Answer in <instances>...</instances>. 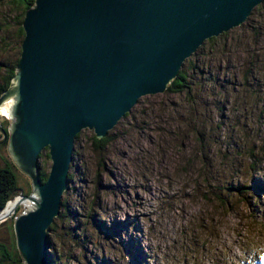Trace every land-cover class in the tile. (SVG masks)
I'll list each match as a JSON object with an SVG mask.
<instances>
[{
    "label": "rangeland",
    "instance_id": "rangeland-1",
    "mask_svg": "<svg viewBox=\"0 0 264 264\" xmlns=\"http://www.w3.org/2000/svg\"><path fill=\"white\" fill-rule=\"evenodd\" d=\"M23 2L24 0H0V83L6 67L15 59L14 42L16 29L19 27L17 16L24 11L20 6ZM245 25L247 27L242 26L228 32L232 52L223 54V45L219 44L213 51L215 55L211 56L208 48L207 52L195 55L191 58L192 61L187 62V65L193 66L188 75L197 78L194 92L198 91L197 96L201 98L200 107L211 110L216 115H224L227 118L225 123L229 125L235 118L233 111L230 110L232 115L229 111L223 114L217 103H211L204 96L210 94L211 88L221 92L223 78H230L223 75L225 72L241 78L240 70L234 67V63L240 64L242 70V61H236V57H242L243 51L247 55L244 44L249 47L247 66L254 62L255 68L252 71L258 66L263 68L262 73L256 70V76L248 77L253 81L254 76L259 77L261 102L249 104L252 108L249 110L250 116L246 117L247 124L242 126L240 133L239 130L233 133L236 136L231 135L234 137L232 141H226L229 150H232L233 144L241 147L240 154H244L246 148L249 153L251 149L260 150L263 164L258 167L261 172L255 179L264 192V62L262 63L259 48H252L253 44L264 46V35L260 40L254 39L256 35L260 37L262 30L264 32V11L262 14H255ZM12 35L15 38L11 39ZM207 41L201 47H206ZM199 49L195 54L201 51ZM227 58H231L234 63L226 60ZM196 69L205 71L204 80L198 78ZM212 73L214 81H208ZM219 95L216 97L219 100L224 96L227 98V94ZM187 100L188 96L185 94L167 93L140 99L135 112L133 110L135 118L120 121L109 132L108 137L112 141L105 147V155L94 147V132L84 130L80 133L68 173L70 188L64 193L62 200L67 202V208H61L63 214L55 219L49 231L51 245L48 247V254L54 255V264H107L105 259L110 264H264V193L254 210L242 207L238 214L229 216L216 212L219 204L211 205L210 199L204 197L209 194L202 181L203 169L200 170L192 161L191 150L186 148L188 143L182 142L183 135L179 134L177 122H170L166 115L169 112L164 111L166 108L171 111L170 108L175 107H182L187 111ZM252 115L254 121L251 119ZM5 116L0 113L3 127L8 129L9 120ZM191 118L188 114L187 119ZM188 122L194 126L192 122ZM171 131H175V139L168 136ZM257 137L261 138V142L257 141L256 144ZM216 138L219 137H214ZM218 140L222 143L225 141L221 138ZM197 146L198 142L194 147ZM7 148L0 149V169L6 166V161L15 165ZM218 148L224 149L225 145ZM44 151L49 153L48 148ZM48 155H43L39 162L42 170L49 176L53 161ZM238 160L249 167L250 163L243 158H238L235 162ZM216 168L220 173L224 171L222 160H219ZM16 173L19 193L21 192L18 195L31 194L28 177L19 169ZM254 173L250 169L244 170L235 180L252 187L251 184L255 183L251 179ZM68 207L77 212V220L76 215L75 218L70 217ZM7 215L9 214L6 213L5 216ZM111 216L114 217L113 220ZM10 217L13 219L0 223V241L9 240L8 229L11 225L14 227V217ZM151 222L154 224L153 229L149 227ZM154 229L156 233L153 232ZM0 259L2 260L1 257Z\"/></svg>",
    "mask_w": 264,
    "mask_h": 264
},
{
    "label": "water",
    "instance_id": "water-1",
    "mask_svg": "<svg viewBox=\"0 0 264 264\" xmlns=\"http://www.w3.org/2000/svg\"><path fill=\"white\" fill-rule=\"evenodd\" d=\"M263 2L35 0L15 76L0 96L10 124V131L0 127V145L7 143L32 186L34 205L13 227L23 264H50L49 231L61 214L78 134L89 128L108 137L139 97L166 93L205 41L241 27ZM44 148L53 161L45 183ZM17 198L21 207L26 200Z\"/></svg>",
    "mask_w": 264,
    "mask_h": 264
},
{
    "label": "trees",
    "instance_id": "trees-1",
    "mask_svg": "<svg viewBox=\"0 0 264 264\" xmlns=\"http://www.w3.org/2000/svg\"><path fill=\"white\" fill-rule=\"evenodd\" d=\"M5 1V0H4ZM35 3V0H24L23 3H20L21 9L24 8V11L20 13L19 16H17L19 27L16 29V38L14 35L10 36L15 38L14 42V50H15V59L13 62L9 63L6 67V73L3 78H1L0 83V96L1 94L6 91L10 83L15 76V68L17 64L19 63L21 51H22V42L25 37V30L22 25L25 18L24 14L25 12ZM264 11V2L263 5H260V7H257L251 16L246 21H250L255 14H262ZM263 16V15H261ZM254 19L251 21L253 22ZM242 26L247 27L245 24ZM241 26V27H242ZM9 29L11 28L10 24L8 25ZM264 32L260 33V37L263 38ZM229 33L223 34L220 37H213L209 39L206 44L207 46L203 48V46L199 49L200 52H198L195 55L203 54L204 52H207V49L209 48L211 56H214L215 54L213 51L216 49V47L220 44L223 45L222 53L225 54V52H232L231 45L229 44ZM264 45V43H263ZM247 52V55H245L244 51L242 54V57L237 58L236 61L241 62L242 61V70L240 64H235L231 58H227L229 62L234 63V67H238L240 70V76L239 79L236 74H229L228 72H225L223 75L226 77H230L228 79H221L222 81V89L221 92L214 91V89H210V94L205 95L204 97L207 98L208 101L211 100V103H217L218 108L223 114H227L229 111V114H231L230 110L233 112V117H235L231 122H229V125L225 123V120L227 119L224 115H216L215 112L211 110H207L200 107L201 104V98L197 96V92H194V86H196V77L195 76H189L188 72L193 68L191 64L187 65V62L192 61L191 57L188 59L180 74L178 77L174 80V82L169 86L168 90L166 91L167 95L174 94V95H182L185 94L188 96V100L185 101V104L189 105V110L184 111L182 107H175L170 108L171 111H169L167 108L164 109V111L169 112L166 115L168 116L169 120H175L179 127V134L182 136V141L189 144V146H193V149H191V158H193V161L195 162V165H198L200 167V170L203 168L201 175L204 179L203 185L204 188L207 190L208 195H204V197L209 200V203L212 205L214 203H218L219 207L216 211L219 214H224L227 216L231 214H238L240 212V209L242 207L251 210H254L256 207H258V203L260 200H262V193L263 189L261 185H258V181L255 179L258 174H260L261 170L258 169L263 164V160L260 159L263 158L260 150H252L251 153H249L248 149L246 148V151L244 154H240L242 152L241 147L236 146V144L232 145V150L228 149V142L227 140L232 141L234 137L231 135H234L233 133L236 132V130L242 129V126L247 124L246 117L250 116L249 110L252 108L249 107L250 103H260V90L261 87L258 86L259 77H255L256 70H259V73H262L263 68L258 66L255 71H252V68L254 69L255 63L253 62L251 65L249 63V66H247L248 62V55H249V47H247L244 44ZM258 47L259 50L262 53V63L264 62V46L259 47L258 44H253V47ZM213 53V54H212ZM238 56H240L239 52H236ZM231 65V64H230ZM249 67V69H248ZM242 71V72H241ZM198 78L200 80H204L205 77V71H198L196 69ZM254 76V81L251 78ZM213 73L208 79V81H214L213 79ZM232 78L234 81H232ZM253 81V82H252ZM258 88V89H257ZM258 92V93H257ZM219 94H227V98L224 96L222 101L217 99V96H220ZM231 94V95H230ZM230 95L231 97H228ZM199 97V98H198ZM197 98V99H196ZM241 99V100H240ZM260 101V102H259ZM140 101L138 102V104ZM145 104V103H144ZM209 107V104L206 105V108ZM135 109V108H134ZM133 109V110H134ZM133 110L131 113L126 114V116L122 120H127L128 118H135V113H133ZM135 112V110H134ZM185 114H187L185 116ZM188 114L192 117L191 119H187ZM232 115V114H231ZM143 117V116H142ZM141 117V118H142ZM175 118V119H174ZM251 119L253 120V115L251 116ZM121 120V121H122ZM192 122L194 126L188 122ZM216 121H219L221 123H216ZM229 121V118H228ZM234 121V124L232 125V122ZM254 121V120H253ZM196 124V126H195ZM3 126V124H2ZM156 128V127H154ZM7 129V128H6ZM232 131V132H231ZM229 134V135H228ZM79 135L77 136V140L79 138ZM222 135V136H221ZM224 135V142H218V139H222ZM168 136L175 137V131H171L168 133ZM215 137H219L218 139H214ZM235 136V135H234ZM258 138V137H257ZM112 138L106 137L105 139H98L95 134L93 135V144L97 151H99L100 154L105 155V147L108 146L109 143H111ZM175 139V138H174ZM76 140V142H77ZM111 140V141H110ZM244 141V139H241ZM261 138L256 139L257 141H260ZM239 141V142H243ZM75 142V143H76ZM199 143V146L194 147L195 143ZM239 142L237 145H239ZM208 143V144H207ZM207 144V145H206ZM211 145V146H210ZM225 148H217V147H224ZM7 143H4L0 145V149L6 148ZM214 146H217L216 148ZM231 146V144H230ZM206 147V148H205ZM187 149H190L189 147H186ZM209 149V150H208ZM217 149V150H216ZM214 150H216L214 152ZM186 151V149H185ZM46 151L42 152L40 159L43 158V155L49 154ZM209 154H208V153ZM214 152V153H213ZM211 153V154H210ZM208 154V155H207ZM224 154V155H223ZM264 155V153H263ZM49 158V155H48ZM212 158V160H211ZM216 158V159H215ZM238 158H243L245 161H247L249 164V167L244 166L242 162L238 160V162H235ZM218 159V160H217ZM216 160V161H215ZM219 160H222V165L224 167V171L220 173L215 167L218 165ZM212 162V163H211ZM105 163V162H104ZM104 163H102L104 168ZM213 164V165H211ZM215 164V165H214ZM206 165V166H205ZM210 166V167H209ZM15 165L11 161H6V166L2 169H0V213L5 209L8 202L18 197L19 193V185H18V176L15 169ZM255 171L254 175L251 177V179L255 182L254 184L250 183V185H244L240 184L235 178L240 176L244 170ZM40 175L41 180L43 183L48 181V175L45 174L44 170H42V166H40ZM208 175V176H207ZM209 177V178H208ZM257 183V184H256ZM31 191V187H30ZM30 194V193H29ZM62 208H67V202L62 201ZM69 208V215L75 218L76 213ZM63 213H61L62 215ZM83 217V215H81ZM78 217V214L76 215V218ZM212 220H209L211 222ZM13 223V221H12ZM9 232V240L2 239L0 241V263H11V264H23L21 256L17 250L16 247V241H15V235L13 226L11 225L8 229ZM51 245V242H50ZM193 245V244H192ZM50 264H54V255H49Z\"/></svg>",
    "mask_w": 264,
    "mask_h": 264
},
{
    "label": "bare ground",
    "instance_id": "bare-ground-1",
    "mask_svg": "<svg viewBox=\"0 0 264 264\" xmlns=\"http://www.w3.org/2000/svg\"><path fill=\"white\" fill-rule=\"evenodd\" d=\"M35 4V3H34ZM33 4V5H34ZM33 5L30 7V9L33 7ZM29 9V10H30ZM28 10V11H29ZM27 11V12H28ZM26 12V13H27ZM259 18V17H258ZM248 20V19H247ZM24 22H25V18H24V21H23V24H24ZM25 30V29H24ZM215 38V37H214ZM259 38H261V37H257V35H256V37H254V39H257V40H260ZM24 39H25V37H24ZM24 41V40H23ZM23 43V42H22ZM22 46V45H21ZM199 49V48H198ZM194 54V53H193ZM192 54V55H193ZM255 58V57H254ZM187 61V60H186ZM185 61V62H186ZM259 62V61H258ZM19 64V63H18ZM18 64H17V66H18ZM185 64V63H184ZM17 66H16V68H15V71H16V69H17ZM184 66V65H183ZM264 67V66H263ZM254 72V71H253ZM169 87V86H168ZM9 89V88H8ZM8 89L6 90V91H4L2 94H1V97L2 96H4V93L5 92H7L8 91ZM258 89V88H257ZM259 91V90H258ZM258 93V92H257ZM143 97H139L138 98V100H137V102H139V100L140 99H142ZM263 99V98H262ZM261 99V100H262ZM264 100V99H263ZM3 105L2 106H0V110H1V115H3V116H5V113H6V98H4L3 99ZM222 101V100H221ZM132 111V110H131ZM143 111V110H142ZM7 114V113H6ZM5 117H7V116H5ZM167 117V116H166ZM148 118V117H147ZM7 119H8V117H7ZM166 119V118H165ZM169 119V118H168ZM145 120V119H144ZM171 122V121H170ZM168 123V122H167ZM166 123V124H167ZM164 124V123H163ZM173 125V124H172ZM167 126V125H166ZM0 127H2V121H1V119H0ZM122 128V127H121ZM166 129V128H165ZM7 131L9 130L10 131V124H9V128L8 129H6ZM87 130H90L89 128H87ZM113 130V129H112ZM112 130H110V131H112ZM168 130V129H167ZM174 130V129H173ZM90 131H92V130H90ZM109 131V132H110ZM93 132V131H92ZM232 132V131H231ZM81 133V132H80ZM165 133V132H164ZM168 133V132H167ZM119 134V133H118ZM166 136V135H165ZM222 136V135H221ZM236 136V135H235ZM114 137V136H113ZM180 137V136H179ZM215 137V136H214ZM175 138V137H174ZM180 139V138H179ZM217 139V138H216ZM222 139H224V135H223V138ZM219 141V140H218ZM179 142V141H178ZM183 142V141H182ZM181 143V142H180ZM186 143V142H185ZM225 143V142H224ZM208 144V143H207ZM206 144V145H207ZM182 145V144H181ZM187 145V147H189L190 148V150L191 149H193V146H189V144H186ZM211 146V145H210ZM182 147V146H181ZM264 147V146H263ZM84 148V147H83ZM107 148V147H106ZM198 148V147H197ZM206 148V147H205ZM218 148V147H217ZM45 149V148H44ZM43 149V150H44ZM43 150H42V152H43ZM209 150V149H208ZM216 150H214V152H215ZM113 152V151H112ZM187 152V151H186ZM208 153V152H207ZM42 154V153H41ZM209 154V153H208ZM207 154V155H208ZM211 154V153H210ZM181 155V154H180ZM224 155V154H223ZM39 159H40V157H39ZM216 159V158H215ZM190 160H192V159H190ZM211 160H212V158H211ZM218 160V159H217ZM193 161V160H192ZM216 161V160H215ZM190 163V162H189ZM188 163V164H189ZM212 163V162H211ZM211 165H213V164H211ZM215 165V164H214ZM39 166H40V164H39ZM206 166V165H205ZM190 167V166H189ZM210 167V166H209ZM187 168V167H186ZM216 168V167H215ZM203 169V168H202ZM217 170H218V168H216ZM187 170V169H186ZM25 174V173H24ZM26 175V174H25ZM208 176V175H207ZM26 177H27V175H26ZM188 177V176H187ZM29 179V178H28ZM103 179V178H102ZM29 181H30V179H29ZM30 187H31V192H32V186H31V182H30ZM69 185H68V189H67V191L69 190ZM32 194V193H31ZM31 194H27V195H24V194H21L20 196H21V198L23 199V200H26V201H24L23 203H22V207H19L18 206V202L17 201H19L18 199L19 198H15V199H13V200H11L9 203H8V206L6 207V209H4V211H2V213L0 214V217H5V214L7 213V214H11L13 217H14V223H15V218L17 217V216H19L20 214H24L23 212L26 210V211H28L34 204L32 203V201L30 200V195ZM116 194V193H115ZM81 195V194H80ZM79 195V196H80ZM179 195V194H178ZM262 195V194H261ZM23 196H27V197H23ZM162 197V196H161ZM177 197V196H176ZM76 198V197H75ZM86 198V197H85ZM89 201V200H88ZM171 201V200H170ZM85 202V201H84ZM84 202H82V203H84ZM161 203V202H160ZM164 203V202H163ZM168 203V202H167ZM85 204V203H84ZM20 205V204H19ZM157 205V204H156ZM16 206H18L19 208L17 209V211L14 213V214H12V210H13V208L14 207H16ZM167 206V205H166ZM171 208V207H170ZM23 209V210H22ZM104 210V209H103ZM106 210V209H105ZM110 211V210H109ZM17 212H20L17 216H16V214H17ZM10 215V216H11ZM113 215V214H112ZM155 216V215H154ZM201 217V216H200ZM203 217H205V216H203ZM12 218V217H11ZM160 218V217H159ZM13 219V218H12ZM111 219L113 220L114 219V217L113 216H111ZM76 220H77V218H76ZM11 221V220H10ZM78 222V221H77ZM14 223H13V225H14ZM158 224V223H157ZM153 223L151 222V225L149 226L151 229H153L154 227H153ZM159 225V224H158ZM84 226V225H83ZM138 230V229H137ZM155 230V229H154ZM153 231V230H152ZM151 232V231H150ZM154 233H156V230L155 231H153ZM148 233V232H147ZM152 235V234H151ZM158 237V236H157ZM151 238V237H150ZM140 242V241H139ZM162 244V243H161ZM160 244V245H161ZM164 244V243H163ZM90 245V244H89ZM161 246H163V245H161ZM170 247H173V246H170ZM176 248V247H175ZM187 248V247H186ZM173 249V248H172ZM197 249V248H196ZM169 250V249H168ZM187 250V249H186ZM141 251H142V249H141ZM184 252H185V250H184ZM140 253V252H139ZM141 255H143V253L141 252ZM144 256V255H143ZM105 261L107 262V264L109 263L110 264V261H108L107 259H105Z\"/></svg>",
    "mask_w": 264,
    "mask_h": 264
},
{
    "label": "flooded vegetation",
    "instance_id": "flooded-vegetation-1",
    "mask_svg": "<svg viewBox=\"0 0 264 264\" xmlns=\"http://www.w3.org/2000/svg\"><path fill=\"white\" fill-rule=\"evenodd\" d=\"M5 127V126H4ZM6 128V127H5Z\"/></svg>",
    "mask_w": 264,
    "mask_h": 264
}]
</instances>
